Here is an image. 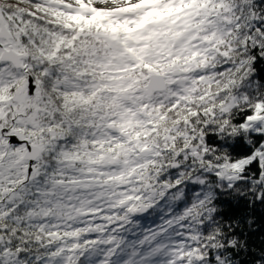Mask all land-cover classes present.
<instances>
[{"label":"snow or ice","instance_id":"6c2138e0","mask_svg":"<svg viewBox=\"0 0 264 264\" xmlns=\"http://www.w3.org/2000/svg\"><path fill=\"white\" fill-rule=\"evenodd\" d=\"M264 0H0V264H264Z\"/></svg>","mask_w":264,"mask_h":264},{"label":"trees","instance_id":"16d2710c","mask_svg":"<svg viewBox=\"0 0 264 264\" xmlns=\"http://www.w3.org/2000/svg\"><path fill=\"white\" fill-rule=\"evenodd\" d=\"M256 216L258 218V225L257 226L258 227H264V213L257 211ZM261 235H264V233H257V235L253 237V239L257 241V244L259 243V237Z\"/></svg>","mask_w":264,"mask_h":264}]
</instances>
